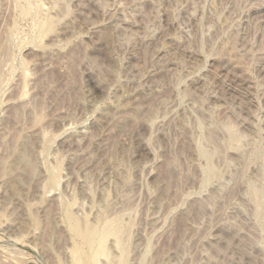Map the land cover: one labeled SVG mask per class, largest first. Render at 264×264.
<instances>
[{
    "label": "rangeland",
    "instance_id": "rangeland-1",
    "mask_svg": "<svg viewBox=\"0 0 264 264\" xmlns=\"http://www.w3.org/2000/svg\"><path fill=\"white\" fill-rule=\"evenodd\" d=\"M0 264H264V0H0Z\"/></svg>",
    "mask_w": 264,
    "mask_h": 264
},
{
    "label": "bare ground",
    "instance_id": "bare-ground-1",
    "mask_svg": "<svg viewBox=\"0 0 264 264\" xmlns=\"http://www.w3.org/2000/svg\"><path fill=\"white\" fill-rule=\"evenodd\" d=\"M91 229V228H90ZM80 237V236H79ZM83 237V236H82ZM87 240H89V238H86Z\"/></svg>",
    "mask_w": 264,
    "mask_h": 264
}]
</instances>
